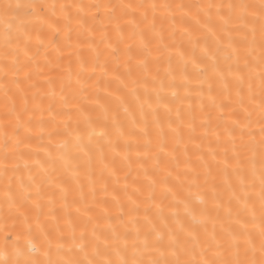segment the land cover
<instances>
[{"label":"snow or ice","instance_id":"obj_1","mask_svg":"<svg viewBox=\"0 0 264 264\" xmlns=\"http://www.w3.org/2000/svg\"><path fill=\"white\" fill-rule=\"evenodd\" d=\"M0 264H264V0H0Z\"/></svg>","mask_w":264,"mask_h":264},{"label":"bare ground","instance_id":"obj_2","mask_svg":"<svg viewBox=\"0 0 264 264\" xmlns=\"http://www.w3.org/2000/svg\"><path fill=\"white\" fill-rule=\"evenodd\" d=\"M85 2H92V0H85ZM161 2H163V0H161ZM167 2H170V3H193V2H198V0H167ZM40 59H41V62L43 61V52L41 53V57H40ZM67 53H65V59H64V61H63V64L66 66L67 65ZM45 71H47V70H45ZM51 75H53V76H58L59 75V73H52ZM91 83L94 85L95 84V80H93V81H91ZM101 87L103 88L104 87V85H103V82H101ZM108 90L109 91H115L116 90V84L115 83H113V84H111L110 86H109V88H108ZM56 91L57 92H59V87H58V85L56 86ZM92 90H90V92H91ZM92 98H94V92L92 93ZM101 102H104V93L103 92H101ZM45 106H47V104L45 103ZM96 114H98V113H94V115H96ZM74 116H75V114H73ZM121 116H123V113H121ZM45 118L47 119L48 117H47V114L45 115ZM60 119H62V117H57V120L59 121ZM46 142V141H45ZM35 141H33V145H35ZM54 147V146H53ZM41 156H43L44 154L43 153H41L40 154ZM120 175L122 176L123 175V173H120Z\"/></svg>","mask_w":264,"mask_h":264}]
</instances>
